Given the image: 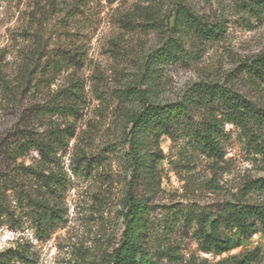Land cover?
<instances>
[{
  "label": "rangeland",
  "instance_id": "1",
  "mask_svg": "<svg viewBox=\"0 0 264 264\" xmlns=\"http://www.w3.org/2000/svg\"><path fill=\"white\" fill-rule=\"evenodd\" d=\"M164 46L172 56L147 77ZM261 54L264 0H0V264H110L130 194L146 264H264L261 226L204 251L202 217L259 199L241 192L264 177L249 129L224 122L218 103L191 105L149 141L155 167L139 175L128 141L141 104L179 102L196 83L264 107V77L246 71ZM25 130L47 154L16 151Z\"/></svg>",
  "mask_w": 264,
  "mask_h": 264
},
{
  "label": "trees",
  "instance_id": "2",
  "mask_svg": "<svg viewBox=\"0 0 264 264\" xmlns=\"http://www.w3.org/2000/svg\"><path fill=\"white\" fill-rule=\"evenodd\" d=\"M207 38L215 37L217 30L203 28ZM208 35V36H207ZM171 46H164L151 52L144 62V74L151 77L157 64L164 63L172 56ZM246 71L259 79L264 77V54L251 59L246 65ZM77 95V91H72ZM76 97V96H75ZM218 103V104H216ZM215 106L222 105L225 111L222 119L226 123L239 125L249 129L251 136L256 139L257 151L264 157V107L255 105L238 93L218 83H196L179 102L170 104H141L139 109L130 118L129 148L130 163L134 174L147 173L154 169L153 152L148 149L149 141L155 144L164 130L176 117L185 113V109L191 105ZM57 110L71 108L70 104H58ZM210 107V108H211ZM45 111V110H40ZM254 128V129H253ZM15 141L17 152H23L29 148H36L40 153L47 154L48 143L45 138H36L31 130H25ZM209 149L212 144L203 142ZM242 196L256 193L259 199L253 201L225 202L215 213L202 217V222L208 230L204 232V251H214L218 254L234 249L239 245L240 238L250 235L259 226L264 227V177L249 179L242 184ZM127 212L125 213L130 226L124 239L112 252L110 264H146L145 254L139 238L143 235V223L139 217L143 211V203L131 194L127 197ZM136 228H138L136 233ZM246 259L236 260L234 264H246Z\"/></svg>",
  "mask_w": 264,
  "mask_h": 264
}]
</instances>
